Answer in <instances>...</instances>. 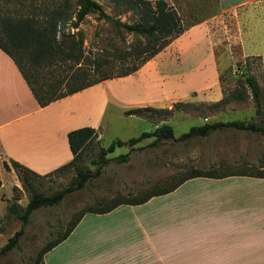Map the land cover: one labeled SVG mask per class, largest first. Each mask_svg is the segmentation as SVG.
Masks as SVG:
<instances>
[{
	"label": "rangeland",
	"instance_id": "rangeland-1",
	"mask_svg": "<svg viewBox=\"0 0 264 264\" xmlns=\"http://www.w3.org/2000/svg\"><path fill=\"white\" fill-rule=\"evenodd\" d=\"M30 0H0V19L23 15ZM40 5L42 0H32ZM53 0H45L51 3ZM76 0H71L74 3ZM103 10L124 23L136 22L130 11L116 6L114 0H94ZM155 1V0H150ZM175 10L185 28L202 24L212 42V51L203 48L202 33L193 41H186L175 59L166 56L158 62V67L167 70V81L174 84L182 81L181 93L190 87H202L201 79L212 78L208 72L210 64L216 65L217 98L210 102H180L187 106H174L171 114L150 113L142 121L129 119L123 114L125 109L150 106L147 100L157 92H149L143 86L141 77L135 80H109L103 88L110 101L104 117V128L100 136L92 140L82 150L78 159V169L95 173L82 190L67 195L63 201L51 208L34 211L26 226L14 216L8 215L7 207L17 204L25 208L32 192L50 196L67 188L76 178L71 167L64 171L31 179L32 187L25 188L11 163L0 150V251L13 235L23 229L17 248L0 254V264H35L38 253L50 242L57 239L68 228L70 222L84 209L100 200L106 206L113 199H137L145 194L167 188L190 171L207 174L256 175L264 174V136L258 133L227 129L206 138H194L186 142L163 141L156 147L150 146L153 139H146L133 147L117 148L106 156L108 164L102 163L101 151L116 140L123 142L139 137L143 132H152L156 127L167 124L176 137L193 126L205 123L246 121L261 123L264 120V0L234 6L248 0H164ZM27 5V6H26ZM26 6V7H25ZM233 7V8H232ZM226 10V11H220ZM79 31V38L86 50L101 49L115 41V31L109 23L98 21L96 15H89L77 30L67 28V32ZM126 45L133 38L121 33ZM206 40V39H205ZM204 40V41H205ZM198 41L199 45L194 42ZM116 43V42H115ZM166 54L173 55L168 50ZM156 83L159 82L158 75ZM248 77L257 82L260 89V105H256L250 88L245 83ZM155 81V80H154ZM154 81H151L154 83ZM210 82V81H207ZM177 87V86H176ZM204 92V96L213 92ZM130 153L127 163H117V156ZM9 169L4 167V164ZM108 218L87 215L77 226L74 237H89L92 233L100 236ZM93 231V232H91ZM94 237V235H92Z\"/></svg>",
	"mask_w": 264,
	"mask_h": 264
},
{
	"label": "crops",
	"instance_id": "crops-1",
	"mask_svg": "<svg viewBox=\"0 0 264 264\" xmlns=\"http://www.w3.org/2000/svg\"><path fill=\"white\" fill-rule=\"evenodd\" d=\"M257 1H244L232 8ZM219 3L221 8V0ZM206 32L202 24L192 26L135 74L114 80L144 79L146 90L157 92L147 100L153 109L171 110L176 103L193 102L194 93L199 102L216 100L215 64L207 70L214 77H204L202 87H190L183 93L178 88L183 80L174 86L167 81V70L158 67L166 56L177 63L186 41H193L200 33L204 35L203 48L211 52L212 42ZM107 83L40 108L13 61L0 50V150L4 159L39 176L68 164L73 159L68 133L91 128L100 136L104 128L110 104L103 89ZM210 88L213 92L204 96ZM126 117L144 122L140 117ZM87 215L108 218L100 236L92 233L73 238ZM80 222L43 256L44 264H264V178H195L144 204L120 205L106 214H86Z\"/></svg>",
	"mask_w": 264,
	"mask_h": 264
},
{
	"label": "trees",
	"instance_id": "trees-1",
	"mask_svg": "<svg viewBox=\"0 0 264 264\" xmlns=\"http://www.w3.org/2000/svg\"><path fill=\"white\" fill-rule=\"evenodd\" d=\"M42 1L40 5H36L30 0L23 15L15 18L6 16L0 19V50L13 61L40 108L102 82L135 74L189 29L181 24L175 10L169 7L164 0L153 2L150 0H114L116 6L132 12L136 17L134 23H124L114 19L94 0H76L74 3L71 0H53L48 4L45 0ZM89 15H96L98 21L109 23L112 26L116 34L111 42L114 40L116 43L111 44L108 41L104 48L86 50L82 39L79 38V31L67 32L69 27L77 30ZM122 32L133 38L127 45L120 36ZM245 83L259 107L261 92L257 82L254 78L248 77ZM176 106L187 105L177 103L174 108ZM172 110L150 107L135 108L125 110L124 115L147 119V114H171ZM227 129L258 133L264 136V120L261 123L246 121L205 123L189 128L179 137L175 136L171 126L163 124L152 132H143L139 137L131 138L126 142L114 141L101 151L100 158L102 163L108 164L110 161L106 156L114 153L117 148L127 146L131 152L135 145L146 139H153L150 146L156 147L163 141L186 142L194 138H206L215 132ZM97 137V131L91 128L69 132L67 138L73 159L52 173L72 167L76 171V178L67 188L50 196L32 192L25 208L19 207L16 203L11 204L7 207L8 215L14 216L22 222L23 226H26L34 211L59 205L67 195L82 190L90 179L99 176L100 169L91 173L80 170L77 166L84 147ZM129 154L117 156L114 160L117 163H127ZM11 164L22 185L27 189L32 187V178L41 177L16 162H11ZM4 167L9 169L6 163ZM230 176L264 178L262 173L213 175L193 170L169 187L151 191L137 199L117 198L106 206H103L100 200H95L93 206L84 209L70 222L63 234L38 253L35 264H44L43 256L65 240L86 214H106L120 205H141L152 197L174 191L191 179L201 177L222 179ZM22 235L23 229H20L8 240L0 254H6L17 248Z\"/></svg>",
	"mask_w": 264,
	"mask_h": 264
}]
</instances>
